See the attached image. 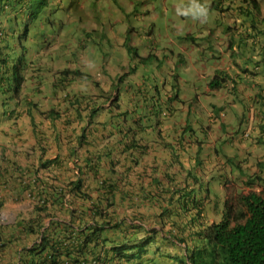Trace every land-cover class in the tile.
<instances>
[{
    "label": "trees",
    "instance_id": "16d2710c",
    "mask_svg": "<svg viewBox=\"0 0 264 264\" xmlns=\"http://www.w3.org/2000/svg\"><path fill=\"white\" fill-rule=\"evenodd\" d=\"M52 1L0 0V124L4 126L0 130V215L8 200L20 202L26 197L32 200L35 215L12 226L0 223V264H7L4 252L10 247L17 252L12 264H264V169L245 179L248 193L235 190V195L224 199L222 210L216 205V218L211 219L206 199L200 197L204 187L200 179L191 184L181 179L178 183L169 181L162 188L154 179L149 184L144 180L130 188L125 185L137 194L124 198L119 171L102 175L101 166L106 164L99 158L95 164L83 151L87 145L85 128L79 142L69 136L72 118L64 121V133L58 122L54 124L56 138L61 141L58 146L67 148L65 154L48 157L47 122L38 109L42 106L39 96L49 92L37 86L34 98L29 88L36 79L34 69L45 68L34 59L41 51H28L27 43L46 20ZM243 1L249 5L242 2L245 6L238 14L246 22L243 29L235 30L238 36L229 41L231 46L237 41L247 44L246 34L252 36L249 21L252 28L264 23L261 2ZM93 18L91 11L88 20ZM41 42L46 43V39ZM88 49L83 45L71 61L86 56ZM27 73V95L21 99ZM226 81L227 77L218 74L209 86L221 89ZM56 93L53 90L52 95ZM91 101L83 102L78 113H96L97 102ZM55 114L59 115L57 109ZM115 129L120 133L124 130L118 125ZM23 149H28L29 155ZM30 152L37 156L35 160ZM21 161L30 164L25 166ZM117 164L110 160L111 167ZM60 175L69 182L58 185L54 178ZM154 221L159 222V229L148 226ZM161 242L178 252L162 251Z\"/></svg>",
    "mask_w": 264,
    "mask_h": 264
},
{
    "label": "rangeland",
    "instance_id": "374dc122",
    "mask_svg": "<svg viewBox=\"0 0 264 264\" xmlns=\"http://www.w3.org/2000/svg\"><path fill=\"white\" fill-rule=\"evenodd\" d=\"M230 1L53 0L55 3L54 8H48L47 16H44L46 20L39 22L36 32L32 33V39L27 43L28 51H55V53H58L59 57L56 58L59 63L58 67L65 65L69 59L75 58L76 55L75 51L71 49L72 46L85 45L89 48L86 50L88 51L86 57L89 62L87 70L96 77V80L101 78L102 83L105 85L107 83L109 85L115 82L118 83L121 79L132 83L135 80L131 74L134 67H137L136 77L138 78H141L144 72L147 79L152 80L155 76L159 80L160 73H167L168 78H163V83H159V87L162 90V86L165 85L164 92L171 91L172 96L180 95L181 102L177 104L167 103V106H162V103L157 98L155 107H150L149 109L138 107V115L150 118L156 123L160 111L168 112L169 115L176 114L179 117V122L184 125L183 137L192 139L194 151L195 146L199 147L198 152L200 153L197 155V162L194 167L203 173L202 176H205L207 172L205 168L207 149L210 148L209 150H212L213 153L210 156L212 159H216L214 162L215 168L219 166H222L221 168L223 169L225 168L222 161L226 156L233 159V163H235L230 162V164L235 166L233 167L235 172L232 173L230 166H227V170H230L226 174V182L222 180L220 185L217 184L214 175L204 179V187L209 185L212 190L210 201L216 203V209L221 207V210L224 199L235 195V190L245 193L250 191V187H247L241 181L264 169V147L250 146L252 141L258 144L257 140L259 139L254 131L253 123H250L254 121L252 118L253 108L247 105L249 103H243L241 106V111L249 122L244 121L243 117L240 119L235 116L224 123V127H222L221 123H218V133L222 135L224 140L217 139L212 143L211 135L214 125L209 121H205L207 112L205 105H203L208 102V99L202 97L201 103H197V101L190 103L184 97L192 99L191 95H194V91L190 84L196 83L197 78L202 77L203 66L209 51L226 50V64L231 61L229 51L232 50H228L230 48L227 47L229 41L238 36L235 31L238 29L236 24L238 20L236 18L240 17L238 12L242 2L237 1V4L230 5ZM259 1L261 2L262 15L264 16V0ZM198 5L207 7L206 17H198L196 15ZM91 11L95 18L88 20ZM121 11L125 12L124 16ZM250 24V22L247 23L249 32L252 31ZM254 24L257 25V22ZM127 30H130V32L126 33ZM34 34H36L35 37ZM112 36L125 38L128 45L134 44L135 48L128 49L126 47L125 50L116 54L114 51L118 50L113 47L114 38ZM45 39L46 43L41 42V40ZM251 45V43L249 46L245 43L239 45L237 41L233 50L236 53L234 58H237L238 61H243L244 68L246 67L250 71L255 72L256 65L258 63L264 64V61L263 56L258 55ZM137 51L149 52L145 55H140V57H135ZM199 53L200 56L198 55ZM213 54L220 58L224 57L222 53L213 52ZM170 60L173 63H170ZM102 61L111 62L112 66L103 65L100 63ZM48 66H52V60H48ZM45 70L46 68L39 71L37 67L34 69L38 79H35L29 86L34 98L37 96L38 84L40 82L45 84ZM67 70H71V68H67ZM193 72H196V74ZM179 77L183 80H179ZM164 80L166 83H164ZM81 81V79H76L75 84L78 85ZM93 81L94 79L92 78L82 81V84L88 90L96 89ZM56 82L58 84L59 80L57 79ZM152 84L154 86L153 89H155L157 83L154 82ZM133 88L132 90L134 91ZM58 104L56 102V105ZM190 108L192 111L189 117L180 114L182 112L180 110H189ZM193 110H195V113ZM232 110L234 115H236V109L232 108ZM161 116L164 118V115L161 114ZM197 123L199 124L198 127ZM106 125L109 127L108 121H106ZM205 131L208 133H205ZM192 133L194 134L192 135ZM243 141L247 146L242 147L240 145ZM203 142H210L212 145L207 148L202 144ZM216 150L219 151V154L216 153ZM260 156L263 157L261 161L263 166L258 165L261 164ZM108 157L109 160H112L114 155H109ZM201 159L204 161H200ZM240 160L246 162L251 160V165L247 163L245 167H242V164H238ZM222 172L220 170L218 174H223ZM174 180L175 176L171 177L172 183H175ZM200 182H202L201 179ZM197 186H201L200 183ZM197 186L196 192L199 194ZM215 186L217 191L214 189ZM255 189L259 191L260 187ZM7 211L9 212L5 211V213H8L9 217L11 215L14 216L13 210ZM208 215L211 219L216 218L214 207L210 209ZM16 232L17 230L14 231V233ZM160 244L161 250L166 253L178 252L176 247L165 246L162 242ZM12 253L14 255H11V257L13 261H16L17 257L15 255L17 252L12 251ZM162 262H165L164 259Z\"/></svg>",
    "mask_w": 264,
    "mask_h": 264
},
{
    "label": "crops",
    "instance_id": "0c3cea01",
    "mask_svg": "<svg viewBox=\"0 0 264 264\" xmlns=\"http://www.w3.org/2000/svg\"><path fill=\"white\" fill-rule=\"evenodd\" d=\"M257 1L260 3L259 0ZM262 18L264 19V16H262ZM262 18L258 19L261 21L260 23L263 22ZM236 19L238 20V23L236 22L237 28L243 29V25L246 22L244 20L245 17L242 19V16H240ZM249 22L251 23V21ZM261 31H264L263 24H259L258 27L252 28V36L248 33L246 36L248 37L247 45L249 43L253 44L255 46L254 50L258 55L263 56L264 61V44H262V42L264 43V34ZM227 48H232V51H229L231 61L227 64L226 50L208 52L206 62L203 66L202 77L197 78L196 83L190 84L194 91V95H191L192 99H188L187 97H184V99L190 103H192V101L201 103L202 97L208 99V102H205L203 105H205L207 112V118L205 121H209L214 125V130L211 135L212 143L214 140L222 139V135L218 133V123H221L222 127H224L223 124L235 116L240 119L243 117L244 121L249 122L241 111L242 104L249 103L247 105L253 108L252 118L254 120L250 123H253L254 131L257 138H259L257 142L258 144H255L254 141H252L250 146L264 147V145L261 144V142L264 143V64L258 63L256 65L255 72H252L246 67L244 68L243 61H238L237 58H234L236 54L235 51H233L235 45L231 46L229 43ZM213 52L222 53L224 57H217L213 54ZM198 55L200 56V53ZM171 62L173 63L172 60H170V63ZM136 72L137 68L132 69L131 74L135 80L132 81V83L129 81H121L119 83L116 96H114L113 93L108 101H104L102 98H99L96 91H92L91 96L89 97L87 94L81 92L82 88H80L81 91L79 92L81 98L74 105H56L55 101H47L46 103L49 107H55V109L59 111V115L56 116L55 122L51 120V114L44 115L45 121L47 122L45 127L48 131V139L51 144V146L48 147V157L65 154L67 149L66 146H63V144L58 146L61 141L56 138L57 136L54 125L56 122L61 125V131L64 133V129H66L64 127V121L68 118H72L74 121L70 127L71 133L69 136L74 137V139H77L79 142V138L83 134V127L86 125L85 121L88 120V110L79 114L77 109H79L81 105H83V102H86L87 99L92 98L91 103L97 102L95 105V108L98 110L96 112L97 119L93 125H90V127L87 128L85 134L87 139L84 140L87 145L85 147L83 146V151L85 150L86 152H84L90 155L92 160L95 161V164L97 163V158L106 164V167L104 168L101 166L102 175H108L111 171H119V177L122 178L123 183L124 198H126V196H128L127 198L135 197L137 194L134 191L125 188V185L130 188V185L132 186L135 183L140 182L144 183V180L145 183L148 182L149 184V182L154 179L158 185L159 183L161 184L160 187L162 188L167 184V182L171 181V177L174 176L175 183H178L179 179H181L183 183L187 182L188 184H191L194 183V176L197 178L200 176L205 179L208 176L214 175L216 177L217 184H220L226 177V174L229 173L230 169L227 170L228 165L230 166L232 173H234L235 170L233 167L235 166H231L230 164V162L233 163V159L228 156H226V158L222 161L224 163L223 166L226 168V172L225 168H221L222 166L215 168L214 162L216 159H212L210 156L211 153H213L212 150H209V147L212 145L210 142L202 143L204 146L209 148L206 152V175L202 176L203 173L195 169L194 164L197 162V155L200 153L198 152L199 147L195 146L194 151L192 139L183 137L185 131L184 125L179 122V117H177L176 114L169 115L168 112L160 111L156 123H154L150 118L138 115V107H145L146 109L155 107L157 98L159 99V102L162 103V106H167V103H180L181 97L180 95L172 96L171 91L164 92L165 85L162 86V90L160 89L159 83H163V78H168L167 73H160L159 80H157L155 76L152 80H149L146 78L144 72L142 73L141 78L136 77ZM193 73L196 74V72ZM218 74H221L223 77H227V81L223 83V87L221 89L212 90L209 83L212 78ZM178 79L183 80L180 77ZM154 82L157 83L155 85L157 90L156 88L153 89L154 86L152 83ZM164 83H166L165 80ZM111 86L114 88V85ZM107 93H109V91H107ZM172 99L173 101H171ZM232 108L236 109V115H234ZM180 111H182L180 113L182 116L187 115L189 117L192 110L190 108L189 110L184 109ZM193 111L195 113V110ZM161 114L164 115V118ZM106 121H108L109 127H107V125H100V123ZM116 125L123 127V133L114 130ZM198 125L199 124L197 123V127ZM205 133L208 132L205 131ZM193 134L194 133H192V135ZM64 137H66V135ZM54 139H56L57 142ZM121 143L122 146L120 148ZM244 143L245 142L243 141L240 145L242 147L247 146ZM29 146H31V143ZM201 148L203 147L201 146ZM22 151L25 152V155H29V152H27L29 151L28 149H23ZM36 152L39 153L38 151ZM30 153L32 155V160H35L37 156L32 154V152ZM216 153L219 154V151L216 150ZM109 155H114L112 161L118 163L117 166H110ZM200 161L204 160L201 159ZM260 161H262L261 158ZM22 162L25 166L30 164L25 161H21V164H23ZM238 164H242V167H245L247 162L240 160ZM220 170L223 171V174H218ZM72 176L73 174L70 175L69 178H73ZM60 178L63 179L62 182L64 183L69 182V178H65L64 175H60ZM244 181L246 180L241 182L244 183ZM155 189L152 190L154 191ZM5 208L6 209L4 211L6 212H9L7 210L14 211V216L11 215L10 217L12 218L11 223H14L16 218L26 219L33 207L31 206L29 199L16 202L13 198H11V200H8V203L5 204ZM12 251H16V249L14 247H10L4 252V255L6 256L4 261L7 264H12L13 262V258L11 257V255L13 256ZM9 259H11V261H9Z\"/></svg>",
    "mask_w": 264,
    "mask_h": 264
},
{
    "label": "clouds",
    "instance_id": "9594fccd",
    "mask_svg": "<svg viewBox=\"0 0 264 264\" xmlns=\"http://www.w3.org/2000/svg\"><path fill=\"white\" fill-rule=\"evenodd\" d=\"M237 1L244 2L243 0H231L230 5L237 4ZM244 3H246V2H244ZM242 5H243V3H242ZM247 5H249V4H247ZM54 6H55V3L52 1V3L50 4V7H52V9H53ZM207 12H208V9L205 5H198L197 6L196 15L198 17H206ZM121 14L124 16L125 12L121 11ZM128 32H130V30L126 31V33H128ZM112 37L114 38L113 47H115L118 50V51H114L116 54H118L120 51L125 50L126 47H128V49L135 48L134 44L128 45L125 38H118L115 36H112ZM82 47H83V45H76V46H72L71 49H72V51H75L74 52L75 54H77V53H79V51L82 50ZM228 50H232V48H230ZM148 52L149 51H137L135 57L136 56L140 57V55H145ZM33 54L34 53H32L31 55H33ZM58 57H59V54L55 53V51H41L38 54V58H34V59L40 61V63L43 64V67L46 68V70L44 71L45 78H46L45 84L40 82L41 84H38V86L41 89L45 90L46 92H49V94L47 96H45V95L39 96V98H40L39 101L42 102V106H40V109H38V111L40 113H42L43 115L51 114L52 117H53V115L56 116L55 107H49V105L46 103L47 101H49V102L55 101V102H58L59 104H64L67 106H69V102H71L70 105H74L81 98V96L79 95V92L81 91L80 88H82L81 92L87 94L89 97L91 96L92 91H96V93L98 95H100V98H102L104 101H108L110 99V96L113 93H114V96H116V93H117L118 88H119V83L121 81H123V79L119 80L118 83L115 82L114 84H111V85H114V88H113L108 83L106 85L103 84L101 81V78H97V80H96V77H94V75L90 71L87 70V66H88L89 62L87 61L86 56H80V57L76 58L74 61H71V59H69L65 65H62V67L57 66L59 63H58V60H56V58H58ZM48 60H52V66L51 67L48 66ZM100 63L103 65L112 66V63L108 62V61H102ZM67 68H71V70H67ZM134 68H137V67H134ZM76 71H80L82 74L78 75V74H76ZM65 72H71V73L69 75H67ZM92 78L94 79L93 83L95 84L96 89L88 90L85 88L84 84H82V81L90 80ZM36 79H38V76H36ZM57 79L59 80L58 84L56 82ZM62 79L66 80L65 83H64V80L62 81ZM76 79H81L82 81L78 85H76L75 84ZM84 79H86V80H84ZM28 81H29V74L27 73V81H26L24 89H23V95L20 97L21 99H25L24 96L27 95V88H28L27 83H28ZM26 85H27V87H26ZM102 86H104V88H102ZM116 87H118V88H116ZM53 90H55L57 92L54 95H52ZM107 91H109V93H107ZM53 111H54V113H52ZM91 114H93L91 111L88 112V114H87L88 120L85 121L86 125H84V127H83V130L85 128L84 132L87 131V128L90 127V125H93V123L96 122V119H97L96 113L94 112L93 115H91ZM52 117H51V120L55 122L56 117H54V118H52ZM0 122H1V119H0ZM105 123L106 122H102V123H100V125L103 126V125H105ZM3 127L4 126H2L0 124V130ZM258 140H257V142H258ZM55 157H51V158L54 159ZM260 158L262 159L263 157L261 156ZM71 165L73 167V164H71ZM54 179L57 181L58 185H60L59 183H63L62 182L63 179H61V178L60 179L54 178ZM196 179H201V181L204 184V178H202L200 176H199V178H197L196 176H194V181ZM49 181L52 182V177L50 178ZM223 181L226 182V177L223 179ZM206 187H208V186H206ZM206 187H204L203 190L200 192V197L202 199H204V198L206 199V207H207V211L209 213L210 209L212 207H214V208L216 207V203H213L212 201H210V198L212 196V190H211L210 186H209V188H206ZM214 189L216 190V186L214 187ZM207 190H209L210 193L209 192L207 193ZM27 199H29V198H27V197L23 198V201L27 200ZM30 202H31V206L33 208H32V211H30V214L28 215L27 218H29L30 216H33V217L35 216L34 215V204H33L32 200H30ZM6 203H8V201ZM4 210H5V206H4ZM4 210L2 211V213L0 215V223L1 224H4L5 226L6 225L12 226V225H15V223L18 220H22V219L16 218L14 223H11L12 219L9 217L8 213H5ZM128 213H130V210H128ZM158 224H159L158 221H154V222L149 223L148 226L150 228L153 227V228L159 229ZM0 249H1V246H0Z\"/></svg>",
    "mask_w": 264,
    "mask_h": 264
}]
</instances>
